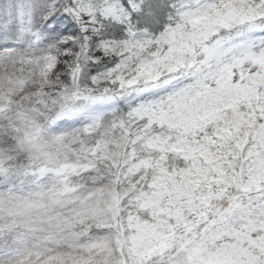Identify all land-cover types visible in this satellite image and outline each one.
Returning a JSON list of instances; mask_svg holds the SVG:
<instances>
[{
  "label": "snow or ice",
  "instance_id": "6c2138e0",
  "mask_svg": "<svg viewBox=\"0 0 264 264\" xmlns=\"http://www.w3.org/2000/svg\"><path fill=\"white\" fill-rule=\"evenodd\" d=\"M0 264H264V0H0Z\"/></svg>",
  "mask_w": 264,
  "mask_h": 264
}]
</instances>
